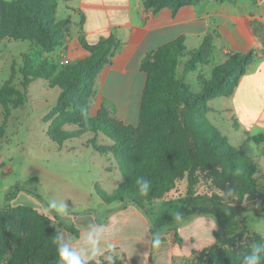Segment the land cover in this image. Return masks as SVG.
Wrapping results in <instances>:
<instances>
[{"label": "rangeland", "instance_id": "1", "mask_svg": "<svg viewBox=\"0 0 264 264\" xmlns=\"http://www.w3.org/2000/svg\"><path fill=\"white\" fill-rule=\"evenodd\" d=\"M72 1L33 0V7L43 25L53 31L58 22L68 18ZM142 1L144 6L150 2L146 8L153 11L158 4L173 6L174 0ZM22 22L21 31L26 35L0 34V206L8 190L16 185L23 188L12 199L11 209H0V264H60L55 237L59 234L70 240V233L51 214L46 203L64 201L66 211L58 215L66 220L72 212L94 208L96 198L101 200L99 191L108 195L135 191L140 186L139 178L149 184L161 180L169 186L143 210L153 230L156 222H162L161 216L168 215L177 228L188 223L191 219L177 218L183 206L186 179L174 178L167 167L168 161L179 162L183 156V140L171 130V117L163 111L140 116L135 108L131 119H120L110 104L98 100L96 77L101 68L84 78L86 86L70 83L67 70L75 63L70 61L64 66L57 63L61 57L69 58L64 40L56 44L55 40H59L56 31L49 39L31 29L23 17ZM69 24H63L62 29L68 30ZM33 43L43 48L47 65L52 67L47 75H33L23 58L30 56L29 46ZM188 58L186 55L180 59L178 78L191 92L207 94L206 107L196 120L245 154V148L233 139L236 124L218 106L219 98L231 94L228 88L231 82L216 87L218 66L204 59L183 73ZM93 119L107 123L105 131H90L88 125ZM75 130L80 133L78 137L53 141L63 131ZM122 131H127L128 136L123 137ZM247 155L257 163L258 207L264 209V148L252 147ZM203 216L206 215L191 217ZM242 219L245 236L233 246L219 248L214 240L206 247L174 257L173 264H207L216 252L222 264H243L253 247L264 243V218L248 210L242 213ZM256 254L262 257L259 264H264V250ZM115 258L119 264H127L120 256ZM115 258L106 255L88 264H113Z\"/></svg>", "mask_w": 264, "mask_h": 264}, {"label": "crops", "instance_id": "2", "mask_svg": "<svg viewBox=\"0 0 264 264\" xmlns=\"http://www.w3.org/2000/svg\"><path fill=\"white\" fill-rule=\"evenodd\" d=\"M67 11L70 24L63 43L69 61L90 57L82 41L93 46L110 36L116 39L114 53L96 77L97 96L123 120L131 119L142 100L147 76L141 59L161 45L180 41L187 56L201 50L212 66L223 65L228 53L254 50L253 61L232 93L218 99V106L236 124L233 139L246 155L252 147L264 148V45L254 30V22L264 24V0H200L175 11L171 6L152 11L142 0H73ZM94 205L64 219L77 229L67 230L77 248L89 229H103L101 251L92 260L108 255L127 264H173L174 257L212 244L217 230L211 217H191L177 228L178 242L168 215L161 216L152 232L143 213L129 202L96 198ZM153 233L160 235L159 248L151 247Z\"/></svg>", "mask_w": 264, "mask_h": 264}, {"label": "trees", "instance_id": "3", "mask_svg": "<svg viewBox=\"0 0 264 264\" xmlns=\"http://www.w3.org/2000/svg\"><path fill=\"white\" fill-rule=\"evenodd\" d=\"M198 1L200 0H174L171 7L175 11L181 5H189ZM149 4L150 2H147L146 6L148 7ZM161 7L162 5L158 4L154 10ZM9 16L11 21H9ZM22 17L30 23L31 29L41 32L49 39L53 31H56L59 37V40L56 39L54 42L56 44L61 43L67 35L68 30L62 27L63 24L69 22V18L58 22L55 26L56 30L52 31L43 25L42 19L33 7V0H0L1 35L12 37L26 35V32L21 31ZM254 30L264 45V24L254 22ZM209 41L210 38L206 37L205 42L209 43ZM81 44L91 55L88 59L78 61L71 66L67 70V78L70 83L86 86L84 78L108 63L117 42L113 36H110L93 46H88L83 41ZM29 52L30 56H23L29 71L35 76L47 75L52 67L47 65L43 48L33 43L29 46ZM183 56H186L184 45L176 40L161 45L141 59V69L146 73L147 79L139 106L140 116L143 113L163 111L171 117V130L178 132L182 137L183 156L179 162H167L172 176L178 179L185 178L187 183L183 206L178 211L179 220L188 219L192 215L211 216L217 225V230L213 232L215 246L219 248L233 246L245 236L243 212L250 210L264 218V209L258 207V185L255 176L257 163L242 151L231 147L224 137L207 130L196 120L200 110L206 107L207 94L206 92H191L183 80L178 78L177 69ZM254 57V50L245 53H228L225 63L216 68L217 78L214 82L216 87H221L229 81L231 84L228 88L232 93L240 76L246 71ZM203 59L201 50L190 54L183 67V73L193 68L195 64L202 63ZM79 109L86 115L83 108ZM107 126V123L94 119L88 125L90 131H105L104 127ZM79 134L78 130L63 131L61 136L53 141L73 139ZM121 134L127 137L129 133L122 131ZM168 187L161 180H157L149 184L147 193H142L140 186H136L135 191H118L111 195L99 191L98 194L104 202L109 203L116 200L129 202L143 213L146 204L159 198L169 189ZM229 188L234 190V194L225 198L223 193ZM22 189L20 185H16L8 190L0 209H11L12 199ZM35 195L43 199L39 194ZM51 212L62 227L72 233H77L73 223L64 221L54 210ZM172 229L174 239L180 242L177 225ZM151 231L155 232L152 228ZM211 256L213 257H210L207 264L210 262L222 264L219 260V252ZM113 262L119 264L116 258Z\"/></svg>", "mask_w": 264, "mask_h": 264}, {"label": "clouds", "instance_id": "4", "mask_svg": "<svg viewBox=\"0 0 264 264\" xmlns=\"http://www.w3.org/2000/svg\"><path fill=\"white\" fill-rule=\"evenodd\" d=\"M137 184L140 185V191L147 193L149 189V182L143 178L137 180ZM234 194V190L229 188L227 192L223 193L225 198L231 197ZM48 209L55 210L57 214L62 215L67 208L64 201L53 200L48 204ZM179 218V217H177ZM103 237L102 228L89 229L81 238L80 246L74 247L72 239L67 240L64 236L57 235L55 237V243L57 245V255L59 257L60 264H88V261L94 259L101 249L99 247L101 239ZM161 245V239L159 233H153L151 239V247L159 248ZM109 247H111L109 245ZM264 250V243L256 244L253 247L252 253L245 256L243 264H259L261 256L256 253ZM114 264V262H113Z\"/></svg>", "mask_w": 264, "mask_h": 264}, {"label": "built area", "instance_id": "5", "mask_svg": "<svg viewBox=\"0 0 264 264\" xmlns=\"http://www.w3.org/2000/svg\"><path fill=\"white\" fill-rule=\"evenodd\" d=\"M59 65H62V66H64V65H67V64H69L70 63V61H69V59L68 58H66V57H61L59 60H58V62H57Z\"/></svg>", "mask_w": 264, "mask_h": 264}]
</instances>
